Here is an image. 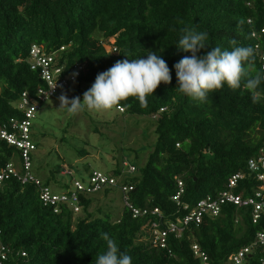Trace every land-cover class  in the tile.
I'll return each instance as SVG.
<instances>
[{
    "label": "trees",
    "instance_id": "trees-1",
    "mask_svg": "<svg viewBox=\"0 0 264 264\" xmlns=\"http://www.w3.org/2000/svg\"><path fill=\"white\" fill-rule=\"evenodd\" d=\"M188 25L207 31L209 47H253L255 70L262 71L255 48L258 41L252 34L264 28V0H0V123L22 119L17 107L22 93L34 96L45 86L40 70H32L28 62L32 45L43 46L47 53L58 52L55 61L66 72L75 64L85 66L70 86L78 92L118 60L146 59L152 51L167 62L171 83L161 84L147 97V107L135 98L121 102L124 114L155 118L157 138L146 164L141 168L131 164L136 174L128 173L121 180L133 186L128 193L132 205L157 208L163 222H177L189 214L172 200L179 180L185 188L182 202L193 208L206 195L225 191L236 174L244 177L235 192L253 195L263 184L258 174H264V168L250 171L248 161L264 156V96L253 103L243 87L233 91L225 85L200 103L175 90L174 66L191 55L176 47L181 29ZM259 90L264 92V82ZM31 136L33 140V125ZM19 158L18 148L0 139V168L19 164ZM126 161L116 157L110 173L123 177ZM59 171L52 170L41 180L68 188L69 184L53 182ZM85 171L92 173L88 167ZM114 189L102 192L109 195ZM93 196L81 197L82 216L66 208L55 214L41 202L34 184L13 177L0 184V242L10 247L8 264H95L98 254L107 250L102 233L115 240L121 253L131 256L132 264H203L194 255L195 244L207 254L209 264H230L229 257L264 230V215L254 223L250 208L226 205L219 218L206 216L198 226L189 224L179 238L169 234L166 247L161 248L149 233L156 216L133 218L126 206L118 217L108 209H99L96 215L89 211ZM260 258L258 249L244 264H261Z\"/></svg>",
    "mask_w": 264,
    "mask_h": 264
},
{
    "label": "built area",
    "instance_id": "built-area-1",
    "mask_svg": "<svg viewBox=\"0 0 264 264\" xmlns=\"http://www.w3.org/2000/svg\"><path fill=\"white\" fill-rule=\"evenodd\" d=\"M252 37L258 41L255 48L259 52L262 70H264V28L260 32L255 31ZM111 51L115 53L117 49L113 48ZM57 57L58 52L47 53L43 46L32 45L31 47L28 62L32 70H40V77L45 86L37 89L34 96L27 91L22 93L21 99L17 104L18 109L23 114L22 119L11 118L5 123H0V139L20 151L19 164L12 162L2 169L0 168V184L11 177L16 178L22 184H34L39 191L41 202L45 206L51 207L55 214H59L63 208H66L75 215L82 212V196L88 197L105 189L117 188L123 195L124 206L131 210L133 218L147 215L156 216V219L151 222L149 233L154 244L161 248L166 247L169 234H175L179 238L189 224L198 226L206 216L213 219L219 218L222 215L223 207L226 205L250 208L254 223H257L264 215L263 173L258 174V180L263 184L253 195L245 197L235 192L238 181L244 177L242 174H236L228 180L225 191L220 192L217 196L206 195L198 200L193 208L188 203L182 202L185 188L183 182L179 180L178 190L172 200L178 206L183 207L184 210H189V214L184 219H178L177 222L167 223L163 222L162 213L157 208L140 209L134 207L128 197V193L133 190V186L124 185L121 183V176L116 177L110 172L93 170L85 179L72 178L69 187L63 189L62 192H56L52 186L45 185L41 178L33 172L32 156L37 150L31 136L33 121L44 103L55 97L60 91L68 89L85 71L84 65L75 64L66 72L64 66L57 65L55 61ZM74 73L76 74L75 76L73 75ZM248 166L250 171L253 172L261 167L264 168V156L260 155L250 159ZM123 167L127 169L129 174L136 172V167L127 161L123 163ZM258 249L261 251L260 263L264 264V230L256 235L254 242L231 255L229 262L230 264H244L246 257L254 254ZM192 250L194 255L202 260L203 264H209L207 254L198 245H193ZM10 253V247L0 242V264H8ZM20 255L26 257L27 253L20 252Z\"/></svg>",
    "mask_w": 264,
    "mask_h": 264
},
{
    "label": "clouds",
    "instance_id": "clouds-1",
    "mask_svg": "<svg viewBox=\"0 0 264 264\" xmlns=\"http://www.w3.org/2000/svg\"><path fill=\"white\" fill-rule=\"evenodd\" d=\"M181 31L183 35L176 47L191 55L182 57L174 66L178 82L175 90L193 101L204 103L210 93L220 91L225 85L233 91L243 87L251 94L253 103L260 101L264 96V92L259 90L264 82V70H255L253 47L237 46L222 50L208 46L207 31H198L191 25ZM232 43L235 44V41ZM206 49L210 50L199 55ZM146 56V59L118 60L110 69L97 75L94 84L83 94L82 102L79 96L69 99L61 95L60 108L71 115L85 108L95 111L117 108L123 112L125 107L121 102H127L129 98H135L141 107H147V97L153 96L161 84L171 83V70L162 56L152 51H148ZM102 239L106 241L107 250L98 254L95 264H132L131 256L121 253L108 233H102Z\"/></svg>",
    "mask_w": 264,
    "mask_h": 264
},
{
    "label": "rangeland",
    "instance_id": "rangeland-1",
    "mask_svg": "<svg viewBox=\"0 0 264 264\" xmlns=\"http://www.w3.org/2000/svg\"><path fill=\"white\" fill-rule=\"evenodd\" d=\"M94 83L85 84L78 92L76 86L60 91L50 98L33 121V140L37 150L33 154V172L45 180L52 170L54 181L70 185L71 179L86 178L90 170L110 172L115 158H125L138 168L143 167L156 143L155 118L124 114L117 108L106 111L85 110L71 115L60 108L59 97L69 99L83 94ZM86 152V155L80 152ZM138 151V153H137ZM66 173V174H65ZM127 169L123 171L127 175ZM136 174V173H135ZM55 184V183H52ZM56 192L63 188L51 185ZM89 209L99 215V209H108L119 215L124 206L123 195L115 188L109 195L104 192L93 196ZM83 212L79 216H82Z\"/></svg>",
    "mask_w": 264,
    "mask_h": 264
}]
</instances>
